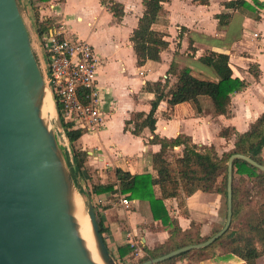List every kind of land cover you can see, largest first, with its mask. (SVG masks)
Masks as SVG:
<instances>
[{
	"label": "crops",
	"instance_id": "obj_1",
	"mask_svg": "<svg viewBox=\"0 0 264 264\" xmlns=\"http://www.w3.org/2000/svg\"><path fill=\"white\" fill-rule=\"evenodd\" d=\"M17 1L25 6L34 28L32 49L37 60L45 64V48L37 31L32 4L30 0ZM110 1L39 2V17L63 27L69 34L86 39L98 56L96 75L104 120L99 129L85 130L76 141V145L88 153L86 167L76 170V182L98 209L96 214L106 226L103 236L117 262L135 264L145 253L144 247L153 248L169 237L171 226L153 217L148 200L130 198L121 192L89 193L90 183L114 180L117 167L132 173L155 174L152 153L161 148V142L155 136L169 140L186 136L198 146L213 145L218 153L233 147L235 134L221 136L220 129L229 125L235 131H245L264 112V0H246L250 6L238 9L226 7L225 0H208L207 3L164 1L152 27L162 31L168 43L158 60L147 59L140 65L130 35L143 13V2L113 0L122 9V13L116 15L107 5ZM225 11L231 15L221 24L217 14ZM210 50L227 53L233 75L248 82L242 90L232 94L228 115L216 114L207 96L201 99L200 112L189 102L170 106L161 100L154 113L153 130L145 126L139 134H134L125 127V121L133 112L150 109V101L155 95L144 89L147 80L167 77L169 84L174 82L175 74L167 72L171 62L177 63L179 68L189 66L198 77L217 79L215 69L198 59ZM251 63L258 65V77L250 71ZM66 142L72 159V146L67 138ZM183 147V143L169 145L168 155L180 154ZM261 155L264 159V147ZM155 193L159 194L158 187H155ZM122 196L128 198V205L121 201ZM165 204L181 229L194 237H209L226 220L221 194L216 191L196 190L186 197L181 207L175 197L165 199ZM246 209L242 207L241 212ZM123 243L130 244L134 250L132 255L127 253L120 259L118 246ZM137 246L141 248L138 253ZM195 249L178 259L176 264H187L188 261L193 264H247L238 255L225 251L219 243L207 257H197ZM253 264H264V255L258 256Z\"/></svg>",
	"mask_w": 264,
	"mask_h": 264
},
{
	"label": "trees",
	"instance_id": "obj_2",
	"mask_svg": "<svg viewBox=\"0 0 264 264\" xmlns=\"http://www.w3.org/2000/svg\"><path fill=\"white\" fill-rule=\"evenodd\" d=\"M57 1L61 0H30L37 31L41 36L54 24L50 23L48 19L44 20L39 17V2ZM164 1L168 0H142L143 13L130 35L139 65L147 59L158 60L161 50L168 43L164 38V33L152 27ZM196 1L208 2V0ZM223 4L231 9L250 6L246 0H225ZM107 5L116 15L122 13L118 2L111 0ZM230 15L231 12L225 11L218 13L217 17L222 24L229 20ZM198 59L212 66L219 77L217 79L198 77L191 72L189 66L179 68L177 63L171 62L167 72L175 74L174 82L169 84L170 80L167 77L164 80H147L144 89L154 92L155 95L150 101V109L147 112H133L131 118L125 121V127L134 134H139L145 126L153 130L156 121L154 113L161 100H165L170 106L176 103L189 102L195 111L200 112L202 110L201 99L203 96H207L211 100L216 114L228 115L232 94L242 90L248 82L233 75L227 53L210 50L200 55ZM249 69L255 77H258L260 69L256 63H251ZM59 116L64 133L72 146V159L68 162L75 179L72 168L80 171L86 167L85 162L88 153L76 145L77 139L86 128L78 123L64 120L60 113ZM233 133L235 134L233 147L221 153H218L213 145L198 146L186 136L179 135L172 140L155 136L156 140L161 142L160 150L152 153V165L155 174L151 172L132 173L117 167L114 180L105 183L91 181L89 193L121 192L130 198L146 199L149 202L153 217L160 219L163 224L171 226L169 237L153 248L144 247L145 253L139 257L136 263L159 256L173 248L205 239L201 236H191L187 230H182L177 219L170 214L165 199L175 197L177 205L181 207L186 197L196 190L216 191L221 194L226 207L227 160L230 154L234 152L244 153L264 164L261 155L264 147V112L245 131H235L229 125L223 126L219 131V134L225 137ZM179 143L184 144L182 152L169 156L168 146ZM89 178L91 179V175ZM155 187H158V195L155 193ZM244 206L247 209L241 212ZM185 212L187 213L186 210ZM231 221L233 223H230L224 233L212 243L196 248L194 254L201 258L207 257L219 243L225 251L238 255L247 264H253L258 256L264 255V171L240 157L234 158L232 163ZM97 222L103 234L106 226L98 213ZM133 250L134 247L128 243L119 245L120 259L127 253L132 255ZM192 250L189 249L165 258L157 264H176L178 259L189 255ZM187 264L193 263L188 261Z\"/></svg>",
	"mask_w": 264,
	"mask_h": 264
},
{
	"label": "water",
	"instance_id": "obj_3",
	"mask_svg": "<svg viewBox=\"0 0 264 264\" xmlns=\"http://www.w3.org/2000/svg\"><path fill=\"white\" fill-rule=\"evenodd\" d=\"M47 89L50 91L18 1L0 0V264H100L79 234L73 200L80 189L54 129L42 114ZM50 94L58 128L64 132ZM236 157L264 171V164L249 155L230 154L224 225L202 241L137 264H154L206 246L227 230L232 219V163ZM87 215L102 264H118L99 229L91 199Z\"/></svg>",
	"mask_w": 264,
	"mask_h": 264
},
{
	"label": "built area",
	"instance_id": "obj_4",
	"mask_svg": "<svg viewBox=\"0 0 264 264\" xmlns=\"http://www.w3.org/2000/svg\"><path fill=\"white\" fill-rule=\"evenodd\" d=\"M41 41L45 64L40 67L58 112L86 130L99 129L104 118L96 75L99 59L92 44L57 24L43 33ZM121 201L128 205L126 196Z\"/></svg>",
	"mask_w": 264,
	"mask_h": 264
},
{
	"label": "bare ground",
	"instance_id": "obj_5",
	"mask_svg": "<svg viewBox=\"0 0 264 264\" xmlns=\"http://www.w3.org/2000/svg\"><path fill=\"white\" fill-rule=\"evenodd\" d=\"M41 110L43 116H47L49 118L55 114V107L51 98L50 91L48 89L46 90ZM56 134L58 136V133H55V135ZM82 201L83 200L79 197L78 194L75 195L73 200V204H74L73 214L77 222L78 231L80 236L83 238L85 245L91 254V257L98 263L102 264V261L99 257V254L95 246V241L91 231V226H89V220L88 217L86 216L87 214L85 215V213L82 210V206H83Z\"/></svg>",
	"mask_w": 264,
	"mask_h": 264
},
{
	"label": "rangeland",
	"instance_id": "obj_6",
	"mask_svg": "<svg viewBox=\"0 0 264 264\" xmlns=\"http://www.w3.org/2000/svg\"><path fill=\"white\" fill-rule=\"evenodd\" d=\"M18 5H19L20 12L22 14V17H23V19L25 21V24L27 26L28 32L30 34L31 42H32V37L34 38L35 37V34H34L33 25H32V23L30 21V17L27 14V10H26L25 6L23 5V3L21 1L20 2L18 1ZM38 62H39V64H40L41 67L44 65L43 62H40L39 60H38ZM47 119H48V123H49L50 127H52L53 129H55L54 130V131H56L55 133H58V136L59 137L56 134V138L58 140L59 146H60V148L62 150L63 155L65 156V159H67V161L70 162L71 161L70 155H69L70 154V149L68 148V144L66 142V137H65L63 131L58 129V125H57V122H56V112H55V114L52 117H50V118L47 117ZM59 138H60V140H59ZM72 169H73V172L75 174V180H76V179H78V174L76 172V169H74V168H72ZM78 195L83 200L82 201L83 202V204H82L83 205L82 206V210H83V212L86 215L87 214V203H88L89 198H88V196H86L85 191L82 188H80V191H79V194ZM222 203H223V206H222L223 207V210L225 211L226 207L224 205L225 204L224 203V200L222 201ZM95 211H96V208H95ZM86 216L88 217V215H86ZM88 220H89V218H88ZM89 226H90V222H89ZM119 263L120 262H118V264Z\"/></svg>",
	"mask_w": 264,
	"mask_h": 264
}]
</instances>
